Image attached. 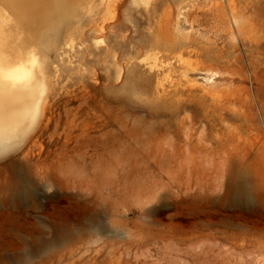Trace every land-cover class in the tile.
<instances>
[{
	"label": "rangeland",
	"instance_id": "1",
	"mask_svg": "<svg viewBox=\"0 0 264 264\" xmlns=\"http://www.w3.org/2000/svg\"><path fill=\"white\" fill-rule=\"evenodd\" d=\"M11 1L41 89L0 143V264H264V0Z\"/></svg>",
	"mask_w": 264,
	"mask_h": 264
},
{
	"label": "bare ground",
	"instance_id": "2",
	"mask_svg": "<svg viewBox=\"0 0 264 264\" xmlns=\"http://www.w3.org/2000/svg\"><path fill=\"white\" fill-rule=\"evenodd\" d=\"M41 2L42 0H12L10 8L19 15L27 10L40 8ZM2 44L0 39V143L4 144L17 140L22 132L30 130L29 124L33 122L30 121L40 105L41 88L38 76L35 75L34 62L29 66V62H24L20 57L10 60ZM233 192V200L241 206L249 202V191L245 183L236 184Z\"/></svg>",
	"mask_w": 264,
	"mask_h": 264
}]
</instances>
